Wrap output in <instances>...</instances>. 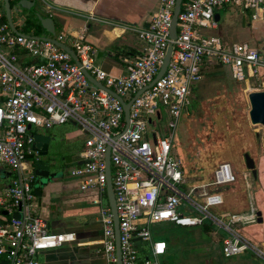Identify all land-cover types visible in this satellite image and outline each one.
Returning <instances> with one entry per match:
<instances>
[{"label":"built area","instance_id":"obj_1","mask_svg":"<svg viewBox=\"0 0 264 264\" xmlns=\"http://www.w3.org/2000/svg\"><path fill=\"white\" fill-rule=\"evenodd\" d=\"M176 1L158 0L147 27L125 28L143 44V50L124 60L122 72L113 75L97 64L87 27L54 37L74 51L78 66L53 43L32 34H15L3 21L0 0V167L11 175L0 191V264H40V254L76 239L74 233L49 231L37 213L29 162L35 154L33 128L52 130L65 124L77 126L86 136L69 178L97 207L105 264H117L106 193L107 153L121 264H165V233L152 232L165 225L219 230L224 234L220 239L224 258L250 254L264 264V249L239 231L240 226L257 221L253 205L246 213L217 212L224 205L218 189L236 181L231 165L220 163L208 181L188 186L172 152L174 132L188 114L192 89L202 81L204 66L224 67L237 84L264 88V47L225 46L219 37L202 33L216 28L215 11L224 6L251 12L252 20L264 21V0L182 1L176 37L171 39ZM170 46L164 74L145 89L156 78ZM83 70L124 103L130 102L127 122L120 101L91 83ZM163 117L166 129L158 136L155 129ZM16 213L19 218L13 217Z\"/></svg>","mask_w":264,"mask_h":264},{"label":"rangeland","instance_id":"obj_2","mask_svg":"<svg viewBox=\"0 0 264 264\" xmlns=\"http://www.w3.org/2000/svg\"><path fill=\"white\" fill-rule=\"evenodd\" d=\"M18 15V13L11 14L12 21L16 25ZM20 26L17 25L18 29L21 28ZM54 31L58 34L61 30L56 28ZM129 39L133 41L135 38L130 36ZM101 56L105 57V54L101 53ZM213 70L220 72L214 76L213 73L205 75L198 84L197 91L192 95V105L188 114L178 122L174 132L172 152L184 167H182L183 172L190 181L188 186L199 184L203 179L208 181L212 171L220 163L231 165L236 181L218 189L223 194L225 209L229 213L232 211L246 213L249 206L253 205L257 212H261L262 223L255 222L240 226L239 231L252 244L264 249L263 129L259 125H251L248 119L249 93L264 91V88L253 84H237L230 78L228 79L231 82L228 81L221 72L228 74V70L224 67L215 66L211 69ZM166 124L165 117L158 121L155 129L158 136L164 133ZM33 132L53 135L56 154L60 151L61 157L72 156L74 160L80 153H75V150L81 151L86 139L85 134L72 124L58 126L52 130L33 128ZM244 153H248L254 159L257 179H253L251 172L246 169ZM2 172L3 169L0 167L1 178L4 176ZM56 179L72 181L68 171L58 175ZM86 210L94 213L97 212V207L90 205ZM206 229L165 225L154 227L152 232L165 233L164 239L170 249L164 258L165 264H261L250 254L224 258L220 241L224 234L216 229Z\"/></svg>","mask_w":264,"mask_h":264},{"label":"crops","instance_id":"obj_3","mask_svg":"<svg viewBox=\"0 0 264 264\" xmlns=\"http://www.w3.org/2000/svg\"><path fill=\"white\" fill-rule=\"evenodd\" d=\"M158 4V0H35V5L31 10L23 9L20 14L18 13L17 25L19 22L23 24L26 14L33 13L42 18H51L54 29L61 30L58 34L76 33L87 27V40L98 51L97 64L103 70L118 75L123 70L124 60L137 57L143 50V44L125 28L147 27L152 15L157 11ZM14 13L12 10L11 14ZM215 15L218 17L216 28L203 30L202 33L205 36L219 37L225 46L233 43H246L252 48L263 49V20H252L251 12H243L229 6L217 9ZM58 34L55 33V36ZM130 36L135 39L130 41ZM42 37H51V35ZM125 50L130 51L131 54L123 55ZM118 51L121 55L116 60L114 55ZM101 53H104L105 57L101 56ZM214 67L204 66L203 78L207 73H213L214 76L220 72L211 71ZM221 72L228 81L232 80L229 71H227L228 74ZM198 84L192 89V95L194 91H197ZM43 135L50 137L52 149L55 152V146H53L55 137L49 133ZM2 173L4 176L0 177V191L8 185L11 176L6 170ZM183 177L189 184L190 181L184 172ZM202 182L206 181L203 179ZM36 203L37 213L47 222L49 231L76 235L73 243L40 254V264H105L99 244L100 226L97 212L89 213L86 210L87 207L92 206L88 193L80 192L73 181L58 180L43 188L42 198L39 201L36 197ZM224 210L225 202L221 207V211ZM233 212L235 211L231 213ZM1 216L2 214H0V220ZM49 223H51L50 226Z\"/></svg>","mask_w":264,"mask_h":264},{"label":"water","instance_id":"obj_4","mask_svg":"<svg viewBox=\"0 0 264 264\" xmlns=\"http://www.w3.org/2000/svg\"><path fill=\"white\" fill-rule=\"evenodd\" d=\"M183 0H177L176 5L174 8L173 12V17H172V26H171V31H170V37L171 39H175L176 37V19L177 15L180 11L181 4ZM4 4V10H5V16H6V21L11 28V30L15 34H20V32L17 31L16 25L13 24L12 21V16H11V6H10V0H3ZM35 5V0H19L17 2V6L14 8V12L19 13L23 9L25 10H31L32 7ZM36 17L41 23L42 28L49 34L51 37H36L37 39H40L42 41H48L53 43L55 46L58 48L64 50L66 53H68L72 60L75 62L76 65L80 66V62L78 61L74 51L68 47L65 44L59 43L54 39L55 36V31H54V25L53 21L51 18H42L38 14H36ZM214 19L216 22H218V17L217 15H214ZM172 47H168L166 55L164 57L163 65L161 69L159 70L156 78L154 81L148 85L145 89L150 88L154 82H156L165 72L167 65L170 60V55H171ZM83 73L85 74L86 78L93 83L97 88L107 92L108 94L114 96L117 98L120 103L124 107V112H125V121H128V108L130 105L129 103H124L122 99L117 96L113 91L105 88L103 85H101L99 82L95 81L88 73L87 71L83 70ZM144 89V90H145ZM141 92V91H140ZM138 92L137 95L140 93ZM248 104H249V111H248V119L251 125L256 126L259 125L263 129V144H264V91H259V92H252L249 93L248 95ZM157 118L159 119V115H157ZM50 137L43 135V134H34V143L32 146V150L34 153H36L37 158L35 161H33L32 164H30V167L33 171L34 174V181H33V193L34 195L38 198L40 201L42 198V190L43 188L47 187L48 185L53 184L54 179L58 177V175L50 173V166L52 165V162H50L51 156H54L56 152L52 151V147H50ZM244 158V163L246 166V169L251 172V175L253 179H257V170L255 167V161L254 159L248 154L244 153L243 155ZM110 169H109V153H107L106 156V177H107V188H106V193H107V198L109 202V206L112 211L113 215V222H114V229H115V245H116V256H117V264L120 263V250H119V232H118V219H117V214H116V209H115V202H114V197L112 193V187L110 183V175H109ZM4 215L6 213H3ZM257 216V223L260 224L262 223L263 219L261 217V212L256 213ZM14 218H19L20 215L18 213L13 215ZM51 223H49V226ZM4 264V263H1Z\"/></svg>","mask_w":264,"mask_h":264},{"label":"trees","instance_id":"obj_5","mask_svg":"<svg viewBox=\"0 0 264 264\" xmlns=\"http://www.w3.org/2000/svg\"><path fill=\"white\" fill-rule=\"evenodd\" d=\"M17 1V0H15ZM186 2V0H183V4ZM10 4L12 5V1H10ZM4 7V5H3ZM3 21H6V16H4ZM21 28L18 29V27L16 26V29L18 32L22 33V34H32L35 37H42V36H46L48 35L47 32H45V30L42 28L40 22L38 21V19L36 18L35 14L33 13H28L25 15V20L23 22V24L20 26ZM120 51L116 52V54L114 55V59L118 60V57L121 55ZM131 52L128 50H125L124 54L125 56L130 55ZM26 61L32 62V60L29 58H26ZM218 67V66H216ZM225 212H227V210H224ZM233 213H238V212H233ZM206 230H209V228H207ZM166 238V237H165ZM163 240L164 239L163 237Z\"/></svg>","mask_w":264,"mask_h":264},{"label":"flooded vegetation","instance_id":"obj_6","mask_svg":"<svg viewBox=\"0 0 264 264\" xmlns=\"http://www.w3.org/2000/svg\"><path fill=\"white\" fill-rule=\"evenodd\" d=\"M10 1H12V5L10 4L11 9L14 10V8L17 6V2L19 0H17V1L10 0ZM20 13H21V11L19 12V14ZM42 134H44V133H42ZM50 147H52L51 141H50ZM59 150H60V148H59ZM79 152H80V150H78V149L75 150V153L78 154ZM51 157L52 158H50V162H52V165L50 166V173H53V174H56V175H60L62 173H66V171H68V173H69V170L73 166V163H74V158L72 156L61 157L60 156V151H58L57 154H55L54 156H51ZM36 158H37V155L35 153L33 155V157H31L30 160H29L30 164H32L33 161L36 160ZM182 167H183V165H182ZM57 181H58L57 179H54V182H57ZM54 182H53V184H54Z\"/></svg>","mask_w":264,"mask_h":264}]
</instances>
